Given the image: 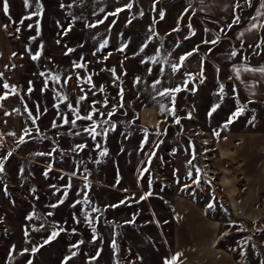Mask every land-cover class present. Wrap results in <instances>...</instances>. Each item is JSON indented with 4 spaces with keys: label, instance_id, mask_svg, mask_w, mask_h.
Listing matches in <instances>:
<instances>
[{
    "label": "rangeland",
    "instance_id": "rangeland-1",
    "mask_svg": "<svg viewBox=\"0 0 264 264\" xmlns=\"http://www.w3.org/2000/svg\"><path fill=\"white\" fill-rule=\"evenodd\" d=\"M29 2L32 7L8 0L5 15L0 0L11 48L1 79L15 86V94L6 92L17 103L16 127L0 131V264H164L177 253V264H264V76L242 71L236 79L233 72L264 67V29L246 31L258 0L251 8L245 0H239L241 8L234 7L237 0ZM40 5L41 16L24 19ZM236 15L241 22L229 30ZM217 37L216 44L203 43ZM149 57L160 63H141ZM51 75L60 81L54 83ZM178 86L183 90L175 94L176 124L173 116L161 114L158 101L172 105L158 92ZM261 87L258 102L254 90ZM82 96L86 99L79 100ZM94 102L104 113L93 116L97 131H107L95 140L84 131L92 121L76 120L72 111L86 116ZM216 104L220 107L209 116ZM237 104L245 111L225 129ZM142 105L157 107L154 124L139 122ZM141 108V120L153 123L150 108ZM5 113L0 107V116ZM81 144L87 147L76 148ZM52 231L60 234L44 243Z\"/></svg>",
    "mask_w": 264,
    "mask_h": 264
},
{
    "label": "snow or ice",
    "instance_id": "snow-or-ice-1",
    "mask_svg": "<svg viewBox=\"0 0 264 264\" xmlns=\"http://www.w3.org/2000/svg\"><path fill=\"white\" fill-rule=\"evenodd\" d=\"M245 3H246V5H247L249 8L253 7V0H245ZM25 5H26V7H32V4L29 2V0H25ZM61 6L63 7V5H61ZM42 7H43V6L40 5V9H39V10H37V11L31 13L29 16L24 17V19L31 20L33 16H37V17H38V16H41V15H42ZM126 7H127L128 9H131L132 4L130 3V4L126 5ZM234 7H235V8H241V5H240V3H239V0H237V3L235 4ZM122 10H123V9H120V10H118V11H122ZM2 11H3V13H4L5 15H7V14L9 13V4H8V0H3V3H2ZM101 11H103V10H101ZM116 14H117V13H111V15H116ZM181 18H182V17H181ZM161 19H163V13H161ZM250 20H251L250 27H249L248 29H246V31H248V32H253V31H259L260 29H264V0H258V6L256 7L255 14L251 16ZM240 22H241V17H240L239 15H236L235 18H234V20H233V24L228 26L229 30H231V28H232L233 25H238ZM20 23H23V20H21ZM99 23H103V20L99 21ZM31 26H32V25H29V27H31ZM89 26H90V27H95L96 25L93 24V25H89ZM188 27H189V29H191V28H192V25L189 23V24H188ZM17 30L19 31V29H17ZM70 30H71V27H69V28L65 31L64 34H67V31H70ZM151 30H152V29H150V31H151ZM178 30H179L178 28L173 29V31H178ZM221 31H224V30L221 29ZM192 34L195 35V32L193 31ZM243 36H244V32H241V33H239V37H238V38H242ZM187 38H188V37H186V39H187ZM31 39L34 40L35 37H31ZM218 41H219V38L217 37L216 39H213V40H211V41H209V40H205V41H203V43H206V44H207V43L216 44V43H218ZM57 42L59 43V41H57ZM261 43L264 44V40H261ZM259 46H260L259 44L256 45V47H259ZM144 47H147V45H144V46L140 49V52H143ZM198 48H199V46H197V48L194 49L193 52H189V53H187L185 56L181 57V58H180V59H181V62H182L183 60L187 59L188 56L193 55L194 52L198 51ZM69 51H73V50H72V49H69ZM121 51H123V49H121ZM235 55H237V53H236L235 51L232 52V56H235ZM31 58H32L33 60H38V59H39V53H37V54H35V55H32ZM149 60H150L152 63H156V64H159V63H160V61L157 60L155 57H149L148 60H142L141 63H148ZM74 66H75V67H84L83 64H75ZM171 69H172L173 72L178 71V66H177L176 64H172V65H171ZM110 71H111L113 74H115V69H110ZM151 71H152L151 68H149V69H148L149 74H151ZM163 71H164V69L161 68V72H163ZM242 71H243V72H251V73H257V72H258V73H260L262 76H264V67H261V68H250V67H247V66H244V67H234V68H233V72L235 73L236 79H239V78H240V74H241ZM40 75H41V76H45L46 74L42 72V73H40ZM201 75H202V73H201ZM2 76H3V74L0 73V77H2ZM50 78H51V80H52L54 83H58V82L60 81V77H59L58 75H51ZM117 79H119V77H117ZM230 79H231V77H230ZM87 83L91 84V77H88ZM136 83H137V84L140 83V78H137V79H136ZM30 84H31V82H30ZM158 84H160V80H159V79H157L156 81H154L152 87L155 89L156 85H158ZM93 87H94V85H93ZM246 87H248V86L246 85ZM3 88H4V89H10L11 92H12V94H15V92H16L15 86H10V85L7 84L6 82L3 83ZM42 90H43V89H42ZM100 90L103 91V88H101ZM182 90H183V89H182L181 87L178 86V87L173 88V89H163V90H161V91L158 92V96H159V97H167V98L170 100V103H171V105H172L171 107H168L166 104H164V103L158 101V103H159V105H160V109H161V114L163 115L164 113H167L168 115L173 116V117L175 118L174 122H175L176 124H179V123H180V118L176 116V109H175L176 95H175V94H176V93H179V92L182 91ZM31 91H32V88L29 87V92H31ZM192 91H195V89H192ZM223 92H224V85L221 84V85H220V93L223 94ZM119 94H120L121 99H122V97H123V90H122V89H121V91H120ZM7 96H8V94L5 93L4 95L0 96V100L6 99ZM65 99H66V97H65ZM84 99H86V96H82V97L79 98V100H84ZM154 99H156V97H154ZM78 102H79V101H78ZM95 103H96V102H94V104H93L92 112L89 113V114L86 115V116H80V115H79V112H78V109H72L71 104L68 105V107H69L70 109H72V111L76 114V120H87V121H92V124H91L90 126L86 127V128L84 129V131H86L87 133H89V135L92 137L93 140H95V138H96L97 136H100V135H103V136H105V137L107 136V131H106V130L101 129V131H97V128L100 127V124H98L95 120H93V116H94L97 112H99V109H96L95 106H94ZM104 106H105V107L107 106V101H106V100H105V102H104ZM120 106H121V107L123 106L122 103H121ZM56 107L58 108L59 106L56 105ZM219 107H220V104H216V105H214V106L212 107L211 111L208 113V115L211 116L212 113H214ZM244 111H245V107H244L243 105H241V104H237L236 110L231 114V116H230L229 119L225 122V124L223 125V127L226 129V128L228 127V125L231 124V123L234 121V119L240 117V116L244 113ZM30 115H31V113H30ZM99 115H100V117H103V116H104V113H103V112H99ZM112 115H114V112H109V113H108L109 120H110V118H111ZM62 119H63V123H64V124H68V123H69V121H68V119H67L66 116H64ZM253 119H254V118H253ZM76 120L71 121V123H72L73 126H75ZM108 122H109L108 120H103V121H102V123H104V124H108ZM251 122H252V121H249V123H251ZM33 123H35V119H33ZM53 126H54V127L57 126V125L55 124V122L53 123ZM110 127L114 129V128H115V125H110ZM37 131H39V129H37ZM144 131H145V141H144V142L146 143V142H147V140H146V137H147V129H144ZM25 134L30 136V135H31V132L28 131V130H25ZM79 134H80V133H76V135H79ZM10 135H14V133H10ZM214 135H216V136L218 137V136L220 135V133H219V132H215ZM23 142H25V141L23 140V138H21L20 143H23ZM158 146H159V145H157V147H158ZM85 147H87V145H84V144H81V145H77V146H76V148H78V149H80V150H83ZM96 147H97V148H100L101 146H100V144H96ZM9 155H11V154L9 153ZM38 155H46V154H45V153H38ZM47 155H51V153H47ZM100 155H101V156H106V155H107V149H106V148L103 149V150L100 152ZM154 155H155V152H153V153L151 154V156H154ZM151 156H150V158H149V163H150V160H151ZM193 159H195V152H194V149H193ZM188 164L191 165V164H192V161L189 160V161H188ZM144 171H147V169H144ZM196 171H197V173H199L200 170H199V169H196ZM3 172H4V163H3V160H0V173H3ZM44 174H45V176H47V172H45ZM73 175H75V173H73ZM61 178H62V177H61ZM85 178H86V177H85ZM187 178H188V179H192V172H191V170L188 172V174H187ZM177 182H178V181H177ZM193 183H196V184L198 185V184H199V179H198V178H197V179H194V180H193ZM86 186H87V185H86ZM185 187H187V185H185ZM150 195H152L151 192L147 193V194L145 195V197H143V198L146 199L147 196H150ZM85 202H88V201H85ZM60 203H63V201L61 200ZM77 203H80V201H77ZM121 203H124V201H121ZM56 206H57V205H55V204H54V205H51V207H56ZM110 207H118V205H110ZM208 207H209V208H212V207H213V204L210 203V204L208 205ZM92 211H93V212H96V211H99V209H97V208H93ZM33 215H34V214H33ZM85 216L87 217L88 214L85 213ZM32 218H33L32 215H30V216L27 217V219H29V220H31ZM77 222H79V221H77ZM89 223H91V220H89ZM238 230H244V229L241 228V229H238ZM60 231H64V229H60ZM73 231H75V229H73ZM93 232H95V229H93ZM59 234H60L59 231H52L51 235L49 236V238H48L47 240H45L44 243H49V242H51L52 240L56 239V237H57ZM25 235H27V231H25ZM80 243H83V241H80ZM41 246H42V245H41ZM72 247L75 248V247H78V245H72ZM112 247H113V249H115V248L117 247V245L115 244V242H113ZM38 250H39L38 248H33V249H31V251H32L33 253L36 252V251H38ZM13 251H14V248H13ZM24 251H25V252H28L29 249H24ZM75 255H76V253L73 252V253H72V256H75ZM97 255H98V254H97ZM180 255H181L180 253H177L176 256H173L171 259H169V258H165V260H164V264H177V261H178V258H179ZM95 258H96V257H93V259H95ZM68 259H71V256L68 257ZM28 264H32V262L29 261ZM65 264H67V261H65Z\"/></svg>",
    "mask_w": 264,
    "mask_h": 264
},
{
    "label": "crops",
    "instance_id": "crops-1",
    "mask_svg": "<svg viewBox=\"0 0 264 264\" xmlns=\"http://www.w3.org/2000/svg\"><path fill=\"white\" fill-rule=\"evenodd\" d=\"M1 19V18H0ZM6 31L5 28L3 26V24L0 22V73H2L5 69V67L3 68V66H6V62H8V59L10 58V54H11V48H10V40L7 38L6 35ZM11 57L13 58V55H11ZM8 58V59H7ZM3 77V76H2ZM4 81H2L1 77H0V96L4 95L6 92V89L3 88V83ZM264 86V79H262V83ZM2 85V86H1ZM262 90L263 87L259 88V89H255V99L256 101L259 102V100H261V96L262 95ZM8 94V93H7ZM14 99V100H13ZM16 101L15 98L13 96H10L8 94L6 99L0 100V107L5 111L6 113L0 116V131H2L4 128L6 129V126L9 125V128H15L17 125V113H16ZM258 105H261L260 103ZM8 106V107H7ZM141 107H148L150 108L147 112V115L151 118L153 123H144L141 120ZM139 108L138 111V119L139 122L143 123V124H154L155 120H157L158 117V113H157V107L151 106V105H142ZM258 111V110H257ZM256 115L260 116L261 118H263L262 113L261 112H256ZM3 128V129H1ZM232 200V199H231ZM188 217L184 218V221L187 220ZM212 245V238L210 240V246Z\"/></svg>",
    "mask_w": 264,
    "mask_h": 264
}]
</instances>
